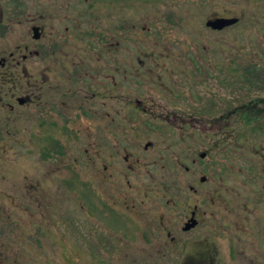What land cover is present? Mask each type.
<instances>
[{
	"label": "flooded vegetation",
	"instance_id": "af4514ba",
	"mask_svg": "<svg viewBox=\"0 0 264 264\" xmlns=\"http://www.w3.org/2000/svg\"><path fill=\"white\" fill-rule=\"evenodd\" d=\"M166 1L0 0V264H264V93L194 102V71L264 92L263 65L222 59L247 17L173 0L185 13L143 21ZM219 122L238 129L215 140ZM216 149L218 170L187 181Z\"/></svg>",
	"mask_w": 264,
	"mask_h": 264
},
{
	"label": "rangeland",
	"instance_id": "374dc122",
	"mask_svg": "<svg viewBox=\"0 0 264 264\" xmlns=\"http://www.w3.org/2000/svg\"><path fill=\"white\" fill-rule=\"evenodd\" d=\"M209 2H212L214 0H208ZM222 4H227V9L232 14H242L240 13L243 11L244 15L247 17V21H245L240 27H237L231 31H229L226 35V41H225V47L226 50L222 54V59H226V66L228 64H236L238 69L240 67H244L243 65H250L251 63H258L264 66V32L262 31V28L264 26V0H218ZM165 4L158 5V3L152 4V6H149V8L145 9L143 13L147 14L144 15L143 21L149 22L151 20H154L155 16L165 15L168 14L171 11V7H174L176 11H183L185 13V9L187 10V7H185L186 1H173L168 0L166 2H163ZM148 6V5H147ZM134 9V7H132ZM131 8V10H132ZM139 11L141 9L139 8ZM250 14L252 17H250ZM136 15H132V18H135ZM143 16V15H141ZM139 31V29H136ZM133 32V31H132ZM258 33L260 35H258ZM132 34H136L133 32ZM168 40L173 41L177 43L176 45H183L186 43V39L183 38V35L177 34L176 38L172 36H168ZM139 37H132V46L137 45L139 43ZM153 39H145L142 41V46H149L147 42ZM161 41H165L164 38L161 39ZM216 44V43H214ZM215 56V55H213ZM211 56V57H213ZM218 57V56H217ZM224 59V60H225ZM232 62V63H231ZM242 65V66H241ZM211 71V70H210ZM197 73V75H196ZM232 73V74H231ZM194 78H195V84H194V102L195 106H202V101H207L208 98L211 103L214 101L217 102L218 99H221L225 106H236V103L239 101L237 100H246L247 98H250L253 95L263 94V90L258 87V85H252L248 83H244L242 81V75H235V72L229 70L226 68V75L225 79L226 82L219 83L217 82L213 76L212 78L207 77L206 83L204 85H201V82L203 80V77H198L200 74L198 72H193ZM202 76V75H201ZM179 79H184L181 75H179ZM236 80H241V84H236ZM201 80V81H199ZM199 81V82H198ZM200 103L199 105H197ZM213 120V119H212ZM215 121V120H214ZM87 121H83V125H87ZM217 126L220 130L219 134H216L215 140H225L226 136L230 134V132H233L234 129H238L235 124H228V122L223 123H216L214 124ZM235 133V132H233ZM203 132L201 130H198L195 132V146H197V143H202L203 141ZM176 144H174L176 155L178 157H182L183 153H185V142H180L179 134L175 136ZM218 142V141H214ZM239 143H247L250 142L249 140H246L243 135L239 137V140L237 141ZM252 142V141H251ZM250 142V143H251ZM189 143V142H188ZM82 146H85L87 144V140L85 138H82L81 141ZM203 149H205L204 146H202ZM70 154H79L77 151L71 150ZM36 156V155H35ZM234 156V155H233ZM235 157V156H234ZM35 157H29L24 158L26 160H30V162L35 166V168L42 173L43 169L39 165H36L34 162ZM224 158L222 155L221 149H216L215 151V157L211 159V161L204 160V161H198L195 166L194 170L195 173L191 178H187V181H194V184L201 185L200 177L204 175L205 173L211 174L210 171H217L221 159ZM82 160L85 163V166L87 168H84V174H89V170L91 171V167L86 164L85 158L82 157ZM174 168V167H173ZM20 171H12L11 173H25V170H27V167L19 168ZM172 171V170H171ZM175 174V168L173 170ZM160 174L164 173L159 171ZM172 173V172H171ZM178 175V174H176ZM82 220V225L84 226L85 232L87 233V237L90 238V224L91 220L83 214L82 217H80ZM82 264H91L90 258L84 259Z\"/></svg>",
	"mask_w": 264,
	"mask_h": 264
}]
</instances>
